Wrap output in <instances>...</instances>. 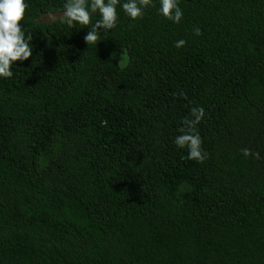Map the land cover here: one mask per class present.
I'll list each match as a JSON object with an SVG mask.
<instances>
[{"label": "trees", "instance_id": "trees-1", "mask_svg": "<svg viewBox=\"0 0 264 264\" xmlns=\"http://www.w3.org/2000/svg\"><path fill=\"white\" fill-rule=\"evenodd\" d=\"M27 2L33 56L0 79V264H264V0H180L178 24L118 7L96 46L64 0ZM194 107L201 163L173 142Z\"/></svg>", "mask_w": 264, "mask_h": 264}, {"label": "clouds", "instance_id": "clouds-1", "mask_svg": "<svg viewBox=\"0 0 264 264\" xmlns=\"http://www.w3.org/2000/svg\"><path fill=\"white\" fill-rule=\"evenodd\" d=\"M180 0H64L61 22L68 28L80 25L87 28L83 41L88 45H97L102 31L112 30L118 21L117 8L130 20L142 19L145 10L156 7L158 15L174 24H178L183 11L179 6ZM29 7L27 0H0V79L13 77V62H23L33 56L34 45L32 32H25L21 21L25 18L26 9ZM50 19H55L49 13ZM196 36L201 35L199 28L193 29ZM184 39L174 42V47L181 48L185 45ZM203 107L190 109V117L183 120L184 127L179 135L174 138L178 148H186V158L203 162L207 153L202 149V140L196 125L204 117ZM242 155L248 157L250 150L241 149ZM255 155V154H254Z\"/></svg>", "mask_w": 264, "mask_h": 264}, {"label": "rangeland", "instance_id": "rangeland-1", "mask_svg": "<svg viewBox=\"0 0 264 264\" xmlns=\"http://www.w3.org/2000/svg\"><path fill=\"white\" fill-rule=\"evenodd\" d=\"M53 16L56 17V14H53ZM42 19H44V20H51V19L49 18V15H43V16H42Z\"/></svg>", "mask_w": 264, "mask_h": 264}]
</instances>
